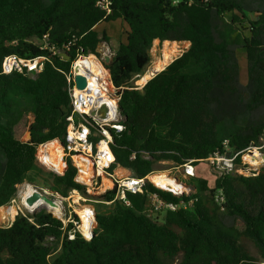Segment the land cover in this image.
Returning a JSON list of instances; mask_svg holds the SVG:
<instances>
[{"label":"trees","instance_id":"trees-1","mask_svg":"<svg viewBox=\"0 0 264 264\" xmlns=\"http://www.w3.org/2000/svg\"><path fill=\"white\" fill-rule=\"evenodd\" d=\"M108 2L109 11L99 0H0V208L15 198L18 185L47 175L37 165L38 148L65 143L71 114V61L54 56L31 78L1 74L4 58L45 56L39 42L47 34L58 47L75 42L72 60L80 47L96 53L110 38L95 27L117 20L129 27L107 65L126 127L113 133L117 163L144 177L161 161L173 168L195 160L196 191L176 197L148 184L144 194H128L129 204L116 200L107 213H97L91 240L77 230V216L65 225L45 209L32 215L16 210L12 225L0 227V264H264V167L249 176L216 178L214 187L197 175L199 164L224 151L225 140L240 167L241 156L264 135V0ZM249 14L257 17L250 31ZM158 40L190 46L138 89L134 78L145 72ZM240 51L247 57L244 78ZM67 164L52 189L64 197L72 190L86 194L70 159ZM115 194L101 198L111 202ZM149 194L176 209L164 210L161 221L152 218Z\"/></svg>","mask_w":264,"mask_h":264},{"label":"built area","instance_id":"built-area-1","mask_svg":"<svg viewBox=\"0 0 264 264\" xmlns=\"http://www.w3.org/2000/svg\"><path fill=\"white\" fill-rule=\"evenodd\" d=\"M108 5V0H99V6L102 9L109 11ZM158 41L161 43L160 40ZM39 44L48 54L34 59H24L14 54L6 56L2 62L1 74L26 73L31 78H36L43 71L45 62L50 61L54 56H58L61 59H63L61 54L70 56L69 52H71L75 42L58 47L50 42L47 34L44 35ZM107 57H104V55L100 56L98 51L96 53H86L83 47L76 50L74 60L70 56L71 70L67 74V82L71 98V114L67 118L68 126L65 143L63 144L58 140L63 152L64 171L66 168L68 169L67 162L70 159L71 164L77 169L74 180L85 187L86 195L105 194L108 191L115 190L114 201L108 202L110 204L116 200L129 204L128 194H144L148 184H152L155 188L171 193L176 197L190 196L195 193L196 189L193 185L189 187L180 180L181 177L185 180H193L196 177L195 160H188L183 165L171 168L173 173L175 171V173L179 174L178 176L172 175L170 171H152L144 177H138L131 170L123 168L117 163L112 148L114 143L113 133L121 134L126 127L125 119L120 113L121 93L113 83L110 69L107 67L109 64L106 61ZM78 62L81 63L80 66L84 74L76 72L75 65ZM78 75L86 78L87 86L84 89H79L76 86L75 78ZM155 76L156 74L153 77ZM137 77L141 78L142 76L137 75ZM145 85L137 86V88L142 89ZM104 107L105 110H103ZM229 150V142L225 140L224 151H217L204 160L217 178L235 172L249 176L264 167V163L256 167L246 160V156L254 155L257 152L264 161V135L260 138L258 146L252 147L241 156L242 166L240 167L235 162L238 154L228 153ZM38 152L39 150L37 151V160L44 166L38 157ZM140 153L145 159L150 158L146 152ZM134 157L135 154L132 158ZM248 166H251V168ZM122 171H126V174ZM160 174H165L175 180L181 187L180 192L175 193L174 191L158 187L153 179ZM105 175L110 177L111 185L108 187L104 186ZM149 199L150 211L176 209L175 205L166 203L156 194H149ZM216 200L222 204L224 202L223 195L218 194ZM91 210L95 221L96 212L93 208ZM93 231L94 226H92L90 234ZM87 240H91V238H87Z\"/></svg>","mask_w":264,"mask_h":264},{"label":"rangeland","instance_id":"rangeland-1","mask_svg":"<svg viewBox=\"0 0 264 264\" xmlns=\"http://www.w3.org/2000/svg\"><path fill=\"white\" fill-rule=\"evenodd\" d=\"M256 20H257V17L255 15H253V14L247 15V21L248 22H246L245 27L250 31V29H251L250 22H255ZM97 30L100 33L105 32L107 34V36L110 38V41L107 43H102L99 46L97 51H98L100 56H103V55H104V57L108 56V58H110V60H112L113 55H114V50L116 48H118L120 43H125L127 41V35H128V31H129L128 25L123 20H117L115 22L104 23V24L98 26ZM248 30H247V34L250 35ZM178 43H180V45L179 44H169V43L163 44V43H159V41H158V43L155 44V42H154L153 47L150 51L151 52V62L146 67L145 72H143V74H141L142 79L140 77H137V76L134 78L135 86H142L143 79H144L146 73L150 69L155 67L157 65V63H159V61L164 60L165 53L167 50H170L171 54L176 57L175 59H177L186 50H188V48L190 46V43H189V46L186 44L188 42H178ZM239 58H240L241 67H242V77L244 78L246 76V72H247L246 71L247 57L245 56V52L240 51L239 52ZM170 64H168V65H170ZM30 118H31V120L33 119V114H30ZM29 137H30L29 132H27L23 136V139L29 140ZM44 145H46V144H43L41 146H44ZM40 147L38 148V150L40 149ZM246 160H247V156H246ZM37 165L47 175H45V177H42V178L39 177V179L36 181L35 184H31L29 181H25L23 184L18 185L15 198H13L12 201L3 208L6 210L7 208H9L11 206V210H10L11 220L8 223H2L0 221V227L8 228L12 225V223L15 220V218H13V214H15L16 210L23 213L24 215H28V214L32 215V214H35V213H37L41 210H44V209L49 211V212H52L54 214H59L58 212L52 211L47 207H41V208L35 210L34 212H28L25 208H23L20 205V200H19L20 199V191L22 189H25L28 186H33V187H35V189L37 191L46 195L47 197H49L54 202L56 201V202H60L62 204L63 209H62L60 218L65 222V225H67L69 222H73L74 220H76L75 216H77L79 221L75 222L74 224L76 225L77 230L87 239L88 237L86 236V231H87V228H89V227L92 228V223H90L88 220L80 219L81 214L79 213V210H85V208H83V206H85L87 208H91V209L93 208L96 212V215H97V213H107L113 207V203L110 204V203H108L110 201H104V198H101L104 195V193H100L99 195H92L91 196V195H86V194L82 193L80 190H72L71 192H69L67 197H64L60 193H58L57 191H54L52 189V186H53L54 176L64 175L67 168L63 172V174H59V173H56V172H53V171L47 169L46 167L41 165L38 160H37ZM248 167L251 168V166H248ZM155 168H156L155 171H170L172 173V175H174V176L179 175L178 173H175V171H174V173L172 172L171 164L168 161H161V162L157 163ZM160 175H161V177H165V176H163L164 174H160ZM197 175L199 177H202V178L209 180L210 186L214 187V181L217 177H216L215 173L211 172L207 163L202 162L201 164H199L197 166ZM158 176H156V177H158ZM104 179H108L109 184L111 185V182L109 180L110 179L109 176L105 175ZM180 180L184 184L191 187L190 186V185H192L191 180H185L182 177ZM79 196H81L83 200L82 199L79 200ZM105 202H107V203H105ZM1 211L4 212L3 210H1ZM149 214L152 218L158 219L159 221H161L164 217L165 211H164V209L158 210V211L151 210ZM80 223L83 224L82 230L84 231L83 232L84 234L82 233V231L80 229ZM84 224H86L87 228L85 227ZM93 226H95V224ZM250 248H251L252 254L255 257H259L258 250L252 243H250Z\"/></svg>","mask_w":264,"mask_h":264},{"label":"bare ground","instance_id":"bare-ground-1","mask_svg":"<svg viewBox=\"0 0 264 264\" xmlns=\"http://www.w3.org/2000/svg\"><path fill=\"white\" fill-rule=\"evenodd\" d=\"M175 58L176 57L171 54L170 50H167L165 53L164 60L159 61V63H157V65L155 67H153L152 69H150L146 73V75L143 79V83L141 82L142 86L145 85L149 80H151L153 78V76L156 74V72L163 71L164 68L168 64H170L171 62H173L175 60ZM80 64L81 63L78 62L75 65V70L79 74H84L83 70L81 69ZM86 64H87V62H86ZM141 79H142V77H141ZM48 143H46V145L40 147L39 152H38V157L41 159V162L44 164V167H46L47 169H49L53 172L62 174L65 166H64V162L62 160L63 152H62L61 147L59 146V142H58V140H53V141H50ZM247 160L252 165H254L256 167L260 166L264 163L262 156H260L259 153H257V152L254 155L247 156ZM122 172L126 174V171H122ZM163 176H165V177H159V179H156V180H154L155 179V177H154L153 180L157 184V186L164 189V190H170V191H174L175 193H179L181 190V187L177 184V182H175V180H173L172 178H169L165 174ZM104 186L105 187L110 186L108 179H105ZM36 191L37 190L33 186H28L25 189H22L20 191V199L19 200H20V205L23 208H25L28 212H34L35 210H37L41 207H47L50 210L58 212L59 215H61L63 208H62V204L60 202L55 201V203H56L55 206H52V205L48 204L43 198H40L36 203H34L33 205H30L27 202V199L29 196L34 194ZM81 199H82V197L79 196V200H81ZM4 207L5 206L0 208V221L2 223H8L11 220V216H10L11 206L9 208H7L6 210L3 209ZM83 208H85V210L88 212L90 219L92 220V226H93L94 220H93V214H92L91 208H87L85 206H83ZM1 210H3L4 212H2ZM85 210H79V213L81 214L80 219H82V220H88L87 212ZM81 224L82 223H80V226H81ZM84 225L87 228L86 224H84ZM80 229L82 231V228H80ZM91 230H92V228H91ZM83 232L84 231H82V233Z\"/></svg>","mask_w":264,"mask_h":264},{"label":"water","instance_id":"water-1","mask_svg":"<svg viewBox=\"0 0 264 264\" xmlns=\"http://www.w3.org/2000/svg\"><path fill=\"white\" fill-rule=\"evenodd\" d=\"M61 56H62L63 59L66 60V61H70V60H71V58H70V56H69L68 54H61ZM106 61H107L108 63L111 62L110 58H108V57L106 58ZM159 73H160V72H157L156 75L159 74ZM34 74H35V72H34ZM75 81H76V86H77L79 89H84V88L87 86L86 78H84V77H82V76H80V75L76 76ZM103 110H105V107H104ZM228 156H230V155H228ZM40 198H43L48 204H50V205H52V206H55V204H56L53 200H51V199H50L49 197H47L46 195L40 193L39 191H36L34 194H32L31 196H29L28 199H27V202H28L30 205H33V204L36 203ZM94 224H95V221H93V225H94ZM93 235H94V234H93V232H92V234H91V239H92Z\"/></svg>","mask_w":264,"mask_h":264},{"label":"crops","instance_id":"crops-1","mask_svg":"<svg viewBox=\"0 0 264 264\" xmlns=\"http://www.w3.org/2000/svg\"><path fill=\"white\" fill-rule=\"evenodd\" d=\"M102 24H104V23H102ZM102 24L97 25L95 28L97 29V27L102 25ZM169 44H173V43H169ZM29 135H30V133H29ZM29 139H30V137H29Z\"/></svg>","mask_w":264,"mask_h":264}]
</instances>
